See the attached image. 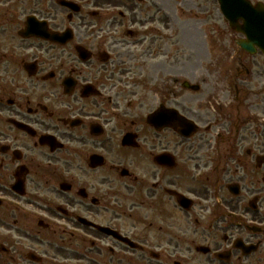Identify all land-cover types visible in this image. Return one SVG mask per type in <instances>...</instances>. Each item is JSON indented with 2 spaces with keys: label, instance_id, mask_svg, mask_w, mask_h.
Segmentation results:
<instances>
[{
  "label": "flooded vegetation",
  "instance_id": "1",
  "mask_svg": "<svg viewBox=\"0 0 264 264\" xmlns=\"http://www.w3.org/2000/svg\"><path fill=\"white\" fill-rule=\"evenodd\" d=\"M202 2L0 0V264H264V0Z\"/></svg>",
  "mask_w": 264,
  "mask_h": 264
},
{
  "label": "water",
  "instance_id": "2",
  "mask_svg": "<svg viewBox=\"0 0 264 264\" xmlns=\"http://www.w3.org/2000/svg\"><path fill=\"white\" fill-rule=\"evenodd\" d=\"M222 14L228 19L229 21H232L235 16H238L237 18H242L244 22L248 23L250 20L248 17L249 15H246L245 9H242L241 3L239 0H219ZM233 7H237L239 11L235 12L233 11ZM247 29H249L246 33L247 36H249L252 40H255V38H258L260 40V43H263L264 45V27L263 25L256 24L255 22V27L262 28L259 30V32L253 30L251 26L245 25ZM254 27V28H255ZM257 44H259L258 40L256 39ZM261 47V46H259ZM262 50L264 51V48L261 47Z\"/></svg>",
  "mask_w": 264,
  "mask_h": 264
},
{
  "label": "rangeland",
  "instance_id": "3",
  "mask_svg": "<svg viewBox=\"0 0 264 264\" xmlns=\"http://www.w3.org/2000/svg\"><path fill=\"white\" fill-rule=\"evenodd\" d=\"M202 3H204L205 6H207V8L210 7V6H208V4L210 3L209 0H203ZM215 13H216V12H215ZM182 14H184V13L179 12V13L177 14V16H178L179 18H180V17L184 18L183 16H181ZM184 15H185V14H184ZM201 15H202V14H201ZM201 15H199V16L201 17ZM191 16H192V15H191ZM191 16H190V17H191ZM209 16H211V14H210ZM202 48H203V47H202ZM120 264H125L124 260H123V262L120 263Z\"/></svg>",
  "mask_w": 264,
  "mask_h": 264
}]
</instances>
